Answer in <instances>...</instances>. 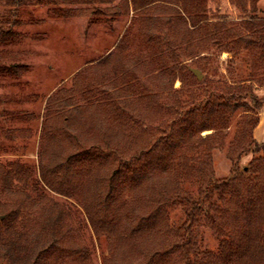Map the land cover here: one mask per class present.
Segmentation results:
<instances>
[{"label":"trees","instance_id":"1","mask_svg":"<svg viewBox=\"0 0 264 264\" xmlns=\"http://www.w3.org/2000/svg\"><path fill=\"white\" fill-rule=\"evenodd\" d=\"M242 1L250 14L238 23L209 18L208 0H130L135 12L173 7L166 46L149 37L156 55H131L129 76L143 70L148 86H119L128 78L116 68L92 83L74 75L70 87L36 97L48 109L38 160L30 144L17 160L0 162V264H11L6 229L32 237L30 264H98L100 248V264H264V140L255 137L264 108V17L259 0ZM69 3L92 6L96 18L106 17L102 5L112 15L130 9L129 0H4L0 47L21 41L23 6ZM152 21L143 19L146 27ZM212 50L227 55V73L211 68ZM8 53L0 52V78L21 73L4 61ZM109 56L98 63L110 64ZM163 75L167 86L155 85ZM13 99L0 96V106ZM92 119L97 124H83ZM31 130L5 128L0 136L29 139ZM11 145L1 141L0 152H18ZM226 148L232 165L220 178L213 156ZM204 220L227 230L217 252L197 242Z\"/></svg>","mask_w":264,"mask_h":264},{"label":"rangeland","instance_id":"2","mask_svg":"<svg viewBox=\"0 0 264 264\" xmlns=\"http://www.w3.org/2000/svg\"><path fill=\"white\" fill-rule=\"evenodd\" d=\"M259 1L258 16L264 17V0ZM3 2L4 0H0V14L3 11ZM208 2L209 18L215 20L226 18V20L238 23L249 18L250 5H247V9L242 10L240 7V4L243 3L242 0H208ZM129 4L128 12L123 9L119 14L114 15L108 11L107 5H102L101 9L105 11L106 16L103 18H96L93 7L84 4L69 3L57 6L33 4L21 8L18 25L15 28V32L22 36L21 41L17 46L0 47V52L5 51L12 54L11 59L4 56V61L20 67L21 70L18 76H13L10 79L0 78V96L16 98V100L13 99V101L2 104V107L0 106L4 111L3 117H0V121H4V125H0V133H3L5 128L21 130L24 127H31V138L21 137L20 133L19 136L15 135L14 139L0 136V143L4 141L6 144H12L11 146H16L18 151L15 153H13L14 151L0 152V162L17 160L22 154L23 145L30 144L36 145L34 161L38 160L39 145L43 133L42 123L47 117L48 109L45 102L42 105L39 101L35 102V99L37 96L48 95L50 97L61 87H70L74 75H82L84 83H92L107 78L102 76L117 68L120 74H125L126 79L128 78V82H124L127 83V86L124 84H119V86L130 87L129 84L132 82L148 86L149 76L142 74L143 70L136 71L135 69L138 77L129 76L130 72L134 70L131 55L141 51L145 57L149 49L148 52L153 54L150 55L153 58L156 55L154 47H149L150 45L146 44L149 37H154L155 41L160 39L162 47L166 46L164 41L167 36H172L171 33L176 23L172 20L174 17L170 16V9L173 7L162 3L159 8H154V10L135 12L130 0ZM143 14H146L145 18H143ZM146 18L153 20L149 25L147 23V27L143 23V19ZM147 30L148 32H146ZM122 42L124 44L121 46ZM10 53L6 55H10ZM108 56L111 58L110 64L98 63L99 60ZM205 56L210 59L211 68L217 67V71L227 73L225 63L227 55L222 54L221 51L212 50ZM214 72L216 71L212 72V69L208 71L210 77L216 74ZM167 79L164 76V79L158 80L155 85L167 86ZM176 84L177 87L180 86L178 82ZM100 89L102 91L104 87L100 86ZM97 92L95 96L92 92L95 99L99 98ZM107 92L112 94L115 91L107 88L104 94ZM262 93L264 90L259 94L262 95ZM38 114L41 116L39 121L37 120ZM92 123L97 124V119L84 120L83 122L85 125ZM257 133V141L262 143L264 120L257 129ZM250 159L251 155H248L241 160L240 164L247 165ZM213 164L218 177L224 178L229 175L232 164L227 157V148L215 150ZM1 218L5 219V215H2ZM22 234L21 237H17L11 230L6 229L2 235L5 243L14 242L13 245L11 243V252H9L11 264H30L33 258L31 254L33 249L26 245L32 237L25 232ZM196 236L199 246L217 252L221 247V241L228 238V233L227 230L220 231L209 226L204 220L198 225ZM13 252H17L16 257H13ZM102 253V249H98V264H100Z\"/></svg>","mask_w":264,"mask_h":264},{"label":"water","instance_id":"3","mask_svg":"<svg viewBox=\"0 0 264 264\" xmlns=\"http://www.w3.org/2000/svg\"><path fill=\"white\" fill-rule=\"evenodd\" d=\"M192 71L195 74V76L198 77L199 80L203 78L204 75L200 69L196 68V69H192Z\"/></svg>","mask_w":264,"mask_h":264},{"label":"crops","instance_id":"4","mask_svg":"<svg viewBox=\"0 0 264 264\" xmlns=\"http://www.w3.org/2000/svg\"><path fill=\"white\" fill-rule=\"evenodd\" d=\"M263 113H264V108L262 109V113H261L262 116H261L260 124H259L258 127L255 129V131H256V132H255V137H256V139H258V136H257V134H258V133H257V129H258L259 126L263 123V120H264V114H263Z\"/></svg>","mask_w":264,"mask_h":264}]
</instances>
